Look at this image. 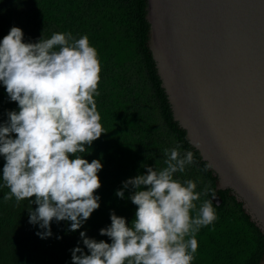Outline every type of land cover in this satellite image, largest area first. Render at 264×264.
I'll list each match as a JSON object with an SVG mask.
<instances>
[{
    "label": "clouds",
    "instance_id": "clouds-1",
    "mask_svg": "<svg viewBox=\"0 0 264 264\" xmlns=\"http://www.w3.org/2000/svg\"><path fill=\"white\" fill-rule=\"evenodd\" d=\"M101 71L87 35L76 39L70 32L54 33L25 43L23 31L13 26L0 41V84L19 108L0 125L2 179L9 189L3 199L29 201L28 222L43 230L36 233L41 239L52 236L53 221H68V230L75 232L100 208L95 193L102 186L103 165L83 156L107 134L95 100ZM165 156V167L142 165L147 174L126 180L115 193L124 199V190H133L129 199L137 210L131 227L111 213L110 227L100 230L111 244L81 232L88 254L72 249V264H192L197 233L218 218L215 196L197 210L196 202L209 188L197 191V182L174 178L194 163L193 153L181 154L176 146ZM31 204L37 205L34 211Z\"/></svg>",
    "mask_w": 264,
    "mask_h": 264
},
{
    "label": "trees",
    "instance_id": "trees-1",
    "mask_svg": "<svg viewBox=\"0 0 264 264\" xmlns=\"http://www.w3.org/2000/svg\"><path fill=\"white\" fill-rule=\"evenodd\" d=\"M13 26L23 31L25 43L49 39L54 33L89 37L102 68L100 95L95 100L107 134L83 156L89 162L99 159L103 165L98 173L102 186L95 193L100 208L75 232L68 230L70 222L53 221L47 239L38 237L36 233L43 230L28 222V200L17 204L15 198L3 199L9 189L3 186L5 160L0 156V264H72V249L81 247L88 254L81 232L111 244L109 237L100 235L111 225L110 214L125 218L131 227L137 210L129 199L131 188L124 190V199L115 193L126 180L147 174L142 165L165 167V150L176 146L181 154L191 151L194 163L174 178L197 182V191L209 188L208 195L196 202L197 210L215 193L221 199L220 205L213 203L217 220L196 235L198 249L192 264L259 263L264 255L263 234L227 190L215 191V177L172 118L146 46L144 0H0V41ZM9 111L19 108L0 84V125L7 122ZM36 207L31 204L33 211Z\"/></svg>",
    "mask_w": 264,
    "mask_h": 264
},
{
    "label": "water",
    "instance_id": "water-1",
    "mask_svg": "<svg viewBox=\"0 0 264 264\" xmlns=\"http://www.w3.org/2000/svg\"><path fill=\"white\" fill-rule=\"evenodd\" d=\"M144 1L173 120L264 237V0Z\"/></svg>",
    "mask_w": 264,
    "mask_h": 264
}]
</instances>
